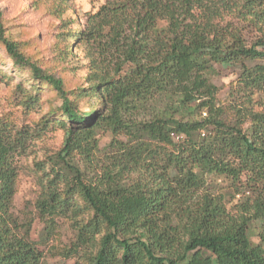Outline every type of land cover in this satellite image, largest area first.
Returning a JSON list of instances; mask_svg holds the SVG:
<instances>
[{"label":"trees","instance_id":"1","mask_svg":"<svg viewBox=\"0 0 264 264\" xmlns=\"http://www.w3.org/2000/svg\"><path fill=\"white\" fill-rule=\"evenodd\" d=\"M49 1L50 14L61 19L70 0ZM234 21L255 28L256 42L248 46ZM87 23L71 39L96 44L111 68L69 91L5 37L0 12V45L9 60L28 71L35 89L47 86L60 101L59 115L42 116L31 131L11 136L0 124V264H44L29 237L31 224L16 232L10 212L13 160L53 130L66 136L57 157L73 177L53 172L36 209L40 218L90 215L76 225L73 245L74 253L86 251L87 264H264V111L252 109L256 96L264 105V0H143L139 10L103 6ZM214 65L239 67L234 122L216 106L207 78ZM79 98L99 108L79 112ZM159 101L164 109L136 121ZM38 102L37 93L21 101L27 111ZM202 112L200 120L185 117ZM101 124L113 136L115 155L85 178L65 157L79 152L92 165ZM211 176L229 182L233 197L242 195L233 211L206 192Z\"/></svg>","mask_w":264,"mask_h":264},{"label":"rangeland","instance_id":"2","mask_svg":"<svg viewBox=\"0 0 264 264\" xmlns=\"http://www.w3.org/2000/svg\"><path fill=\"white\" fill-rule=\"evenodd\" d=\"M142 1L70 0L59 19L50 14L52 2L49 0H0V12L5 37L19 43L23 51L37 60L44 70L60 78L69 91H74L88 86L87 77L92 72H97L100 76L111 67L108 55L99 52L96 44L82 42L77 45L71 37L79 31L80 26L85 31L86 24L89 26L88 16L94 15L101 7L124 4L127 10H139ZM234 22L233 25L238 27L248 46L256 42L259 33L255 28ZM213 70L207 78L217 90L216 106L223 111L222 118L225 121L234 122L233 106L238 107L241 101L239 97L233 100L232 93L240 72L239 67L214 65ZM33 84L37 83L31 79L28 71L13 65L0 45V124L6 126L11 136L21 130L31 131L44 115L52 118L59 115L60 101L57 95L47 86L38 85L39 88L35 89ZM35 93L38 94V105L33 111H27L21 101L25 96ZM258 97H254L255 105L252 109L264 111V105H260ZM165 105L164 101L149 105L136 115V121H149L155 111H161ZM76 108L79 112H88L99 106L94 100L79 98ZM203 114L204 112L193 113L185 117L200 120L205 117ZM248 125L247 122L243 129ZM94 134L97 142V149L92 153L94 165L89 166L79 152L65 157L71 166L79 168L85 178L92 176L94 168L98 171L99 166L109 164L115 155L110 146L113 136L108 128L101 124ZM65 138L64 133L59 130L36 136L27 143L22 155L14 157L15 194L10 212L16 228L19 227L16 232L22 233L25 230L22 228L27 227V223L31 224L29 237L41 251L44 264H87L86 251L81 249L74 253L73 245L76 242V225L85 223L90 215L80 210L77 216L68 213L65 217L40 218L36 209V201L41 196L43 185L52 177L53 172L67 171L69 179L73 177V169L70 171V167H66L57 157ZM118 139L125 141L122 136ZM206 192L214 197L224 198L225 207L229 211L234 210L238 200H243L241 194L233 197L234 192L229 182L222 178L208 177ZM244 196L247 197L248 193ZM71 199L79 206L83 205L77 195H73ZM253 242H257V238Z\"/></svg>","mask_w":264,"mask_h":264}]
</instances>
